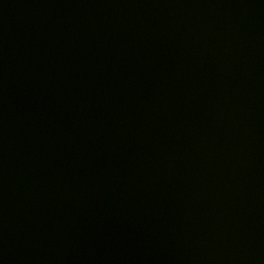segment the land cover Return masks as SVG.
Returning a JSON list of instances; mask_svg holds the SVG:
<instances>
[{"label":"water","instance_id":"water-1","mask_svg":"<svg viewBox=\"0 0 264 264\" xmlns=\"http://www.w3.org/2000/svg\"><path fill=\"white\" fill-rule=\"evenodd\" d=\"M0 264H264V0H0Z\"/></svg>","mask_w":264,"mask_h":264}]
</instances>
